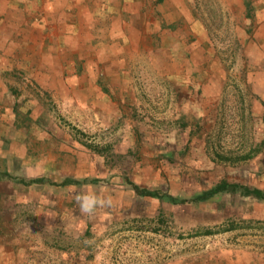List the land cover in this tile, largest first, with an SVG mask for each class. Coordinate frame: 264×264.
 Listing matches in <instances>:
<instances>
[{"label": "rangeland", "instance_id": "obj_1", "mask_svg": "<svg viewBox=\"0 0 264 264\" xmlns=\"http://www.w3.org/2000/svg\"><path fill=\"white\" fill-rule=\"evenodd\" d=\"M198 2L210 44L204 58L197 49L191 84L183 75L162 84L142 59L137 100L124 98L116 119L84 117L81 128L62 120L67 133L53 139L66 143L65 164L3 178L0 240L8 251L9 239L36 241L33 253L19 251L24 241L9 260L264 264L263 203L238 194L193 201L221 183L264 190V0ZM87 186L112 204L83 213L77 196Z\"/></svg>", "mask_w": 264, "mask_h": 264}, {"label": "crops", "instance_id": "obj_2", "mask_svg": "<svg viewBox=\"0 0 264 264\" xmlns=\"http://www.w3.org/2000/svg\"><path fill=\"white\" fill-rule=\"evenodd\" d=\"M198 6L197 0H0V175L65 164L66 143L53 139L67 133L62 120L81 128L84 117L116 119L124 98L137 100L135 67L142 59L162 84L175 87L180 75L191 84L197 49L204 58L210 44ZM4 184L1 178V199ZM24 241L28 248L19 250ZM9 242L11 251L0 240V264H35L31 256H4L33 253L35 239ZM236 249L239 260L244 251Z\"/></svg>", "mask_w": 264, "mask_h": 264}, {"label": "trees", "instance_id": "obj_3", "mask_svg": "<svg viewBox=\"0 0 264 264\" xmlns=\"http://www.w3.org/2000/svg\"><path fill=\"white\" fill-rule=\"evenodd\" d=\"M0 176H1L0 179L6 178V179L14 181L13 176L9 173H2ZM21 180L24 184H30L31 183V185H35L34 180H29V181H26L23 179H21ZM39 180L42 182H45V180H42V179H39ZM66 181L67 180H65L64 182H66ZM134 192L139 197H149V198H154V199H158V198L162 199V197L159 193H153L150 191H146V190L140 189L136 186H134ZM223 194H231V195L238 194L244 198H253V199L264 204V190H259V189H255V188L250 189V188H247L245 186H239V185L227 184V183H221V184L217 185L214 189H212L208 193H204L203 195L195 197L193 199V201H195L197 203H201L203 201L209 200L213 196L223 195ZM233 230H235V228H233V227L224 229L225 232H227V231L229 232V231H233ZM211 234H212L211 232L205 233V235H211Z\"/></svg>", "mask_w": 264, "mask_h": 264}, {"label": "clouds", "instance_id": "obj_4", "mask_svg": "<svg viewBox=\"0 0 264 264\" xmlns=\"http://www.w3.org/2000/svg\"><path fill=\"white\" fill-rule=\"evenodd\" d=\"M249 56H253L251 51L249 52ZM87 189L88 190L85 194L77 196V200L83 213L91 215L95 212L97 207L110 206L112 204L111 198L102 199L97 196L93 190V186H87Z\"/></svg>", "mask_w": 264, "mask_h": 264}]
</instances>
